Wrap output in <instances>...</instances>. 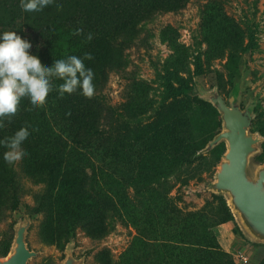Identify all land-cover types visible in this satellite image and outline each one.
I'll return each instance as SVG.
<instances>
[{
  "label": "trees",
  "instance_id": "obj_1",
  "mask_svg": "<svg viewBox=\"0 0 264 264\" xmlns=\"http://www.w3.org/2000/svg\"><path fill=\"white\" fill-rule=\"evenodd\" d=\"M189 1L53 0L43 11L25 12L20 7L21 0H0V36L15 31L32 44L29 54L37 56L43 66L51 67L54 60L72 55L83 59L90 53L93 57L84 63L95 74L94 98H85L80 90L61 97L57 90L49 94L44 108L33 109L27 98L22 99L15 115L20 128L27 126L30 132L22 146L34 144L50 156L41 182L57 192L68 187L59 207L50 192L41 197V206L35 211L45 209L46 219L54 215L61 226L46 237V242L64 248L72 236V227L77 224L92 238H99L108 232L109 216L119 214L137 226L139 252L156 249L152 262L147 264H239L219 245L212 231L218 225L235 224L222 196L213 195L212 202L200 210L185 211L176 204L179 199L170 196L175 186L153 184L155 176L169 172H182L181 185L196 178L198 162L204 158L198 153L222 128L218 109L185 82L178 86L170 84L169 95L183 98V110L171 117L163 132L155 130L149 134L150 147L143 149V137L139 136L129 144L133 148L128 153L111 146L112 132L102 124L104 111L111 109L103 91L109 75L121 66L126 36L147 17L177 11ZM77 29L82 30V35L75 34ZM89 34L91 40L87 39ZM61 83L53 81L57 89ZM47 112L56 118L54 124L64 134L46 129ZM193 116L199 121L196 131L192 128ZM262 147L263 152L257 157L260 162L264 161V143ZM224 152V143L208 150L218 161ZM125 156L131 172L121 178H114L96 163L112 164ZM117 179L121 180L119 191L114 184ZM128 187L134 189L133 197L129 193L126 196ZM21 193L17 172L2 157L0 212L2 208L16 211ZM236 229L241 234L237 225ZM11 243L12 239L2 242V255L8 254ZM97 260L100 264H114L109 252L100 253ZM128 261L126 257V264ZM259 264H264V256Z\"/></svg>",
  "mask_w": 264,
  "mask_h": 264
},
{
  "label": "rangeland",
  "instance_id": "obj_2",
  "mask_svg": "<svg viewBox=\"0 0 264 264\" xmlns=\"http://www.w3.org/2000/svg\"><path fill=\"white\" fill-rule=\"evenodd\" d=\"M122 48L121 66L109 75L103 91L111 109L104 111L102 124L111 130L114 137L111 146L116 151L128 153L133 148H129V144L139 136L143 137V149L150 147L149 134L155 130L163 132L171 117L183 110V98H172L167 87L182 82L192 87L198 96L215 94L226 102L236 92L235 106L242 110L252 107L250 130L264 132V0H190L177 11L147 17L126 36ZM191 119L192 128L198 130V117ZM46 120L49 121L45 126L47 130L57 129L59 135L64 134L54 124L56 118L48 112ZM0 122L5 125L0 128V140L11 137L21 127L15 116ZM62 126L66 125L62 123ZM22 147L26 155L12 165L22 191L20 205L16 211L2 208L0 212V257L5 256L1 254L2 242L6 239L13 242L14 227L25 213L32 219L26 240L28 248L37 253L28 264H61L68 243L61 249L45 240L61 226L54 215L46 219L45 209L40 213L35 211L41 206V197L50 192L59 207L68 187L60 192L49 190L41 177L50 156L34 144L27 143ZM5 151L0 146V159ZM203 156L197 165L196 178L186 185L180 184L184 180L182 172L153 178V184L158 187L162 184L175 186L171 188L170 196L179 199L176 204L185 211L204 208L215 195L209 185L214 181L219 161L208 151ZM256 157L255 164L262 165ZM96 163L114 178L131 172L128 156L112 164ZM117 180L114 184L119 191L121 180ZM128 193L133 197L134 189L128 187L126 196ZM106 223L108 232L99 238L89 236L82 225L72 227L68 242H71L76 260L83 259V264H100L99 254L109 252L114 264H126V257H129L128 264L152 262L156 249L138 251L140 234L129 219L124 215H110ZM153 228L155 226L150 229ZM212 231L219 245L234 259L237 260L235 254L239 250L248 257L249 264H259L263 258L264 244L249 242L234 223L215 226Z\"/></svg>",
  "mask_w": 264,
  "mask_h": 264
},
{
  "label": "water",
  "instance_id": "obj_3",
  "mask_svg": "<svg viewBox=\"0 0 264 264\" xmlns=\"http://www.w3.org/2000/svg\"><path fill=\"white\" fill-rule=\"evenodd\" d=\"M200 97L218 109L222 128L198 155L207 153L221 143L225 144V152L217 164L209 189L226 200L235 224L245 239L264 244V161L262 165L254 162V158L263 152L264 136L250 130L252 107L242 110L232 106L234 99L231 97L228 102L215 94H200ZM31 223V215L24 213L14 227L10 250L0 257V264H28L37 255L28 248L26 241ZM65 249L66 256L61 264H83V259L74 258L71 242Z\"/></svg>",
  "mask_w": 264,
  "mask_h": 264
},
{
  "label": "clouds",
  "instance_id": "obj_4",
  "mask_svg": "<svg viewBox=\"0 0 264 264\" xmlns=\"http://www.w3.org/2000/svg\"><path fill=\"white\" fill-rule=\"evenodd\" d=\"M52 3L53 0H21L20 7L25 12H40ZM75 34L82 35V30L77 29ZM87 39H92L91 34ZM0 41V121L14 117L25 98L33 109L46 107L49 94L57 90L61 97L80 90L85 98H94L95 74L84 63V60L93 59L90 53L83 59L72 55L54 60L51 67H45L37 56L29 54L32 44L15 31L4 32ZM54 80L62 81L58 89ZM4 126L0 122V128ZM29 136V128L25 126L11 137L0 140V146L6 149L3 159L7 164L14 165L24 158L26 153L22 145Z\"/></svg>",
  "mask_w": 264,
  "mask_h": 264
},
{
  "label": "built area",
  "instance_id": "obj_5",
  "mask_svg": "<svg viewBox=\"0 0 264 264\" xmlns=\"http://www.w3.org/2000/svg\"><path fill=\"white\" fill-rule=\"evenodd\" d=\"M235 258H237L235 261L239 264H249L248 257L240 250L235 254Z\"/></svg>",
  "mask_w": 264,
  "mask_h": 264
},
{
  "label": "flooded vegetation",
  "instance_id": "obj_6",
  "mask_svg": "<svg viewBox=\"0 0 264 264\" xmlns=\"http://www.w3.org/2000/svg\"><path fill=\"white\" fill-rule=\"evenodd\" d=\"M230 97L231 98H233L234 99V102L237 100V93L236 92H234V93H232L231 95H230ZM232 106H235V103L234 104H231Z\"/></svg>",
  "mask_w": 264,
  "mask_h": 264
}]
</instances>
